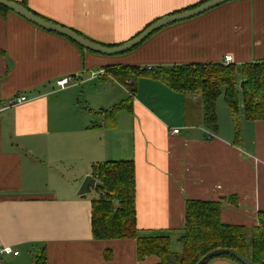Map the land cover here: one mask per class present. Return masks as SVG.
I'll return each instance as SVG.
<instances>
[{
	"label": "crops",
	"instance_id": "crops-1",
	"mask_svg": "<svg viewBox=\"0 0 264 264\" xmlns=\"http://www.w3.org/2000/svg\"><path fill=\"white\" fill-rule=\"evenodd\" d=\"M9 1L116 47L207 0ZM227 56L236 66L264 61V0L221 5L114 57L82 52L12 12L0 15V109L8 107L0 112V246L20 252L5 263L35 264L45 248L47 264H160L157 257L140 261L136 240L93 238L94 199L78 191L92 166L108 161L134 162L139 237H168L174 254L183 251L188 200L219 202L224 224L256 227L264 212V121L246 120L241 109L237 137L219 98V128L212 133L203 125L199 97L149 75L131 93L105 72L223 64ZM67 77L73 84L58 87ZM19 96L27 102L10 107ZM129 98V110L117 113L110 127L105 113Z\"/></svg>",
	"mask_w": 264,
	"mask_h": 264
},
{
	"label": "trees",
	"instance_id": "trees-1",
	"mask_svg": "<svg viewBox=\"0 0 264 264\" xmlns=\"http://www.w3.org/2000/svg\"><path fill=\"white\" fill-rule=\"evenodd\" d=\"M9 12L0 7V15ZM75 45L82 52H88L78 44ZM105 72L131 93L135 90L137 80L149 75L175 92L199 97L203 109V125L212 133H217L219 128L217 102L221 96L234 123L237 137L240 135L241 109L246 120L264 121V61L242 66L222 63L187 64L157 67L151 71L138 66H118L107 67ZM130 100H125L105 113L112 121L110 127L115 125L117 113L129 110ZM92 176L104 186L103 189L95 190L98 197L92 201L91 225L95 240H136L139 260L157 257L160 264H197L206 254L218 249H231L250 259L253 264H264V212L258 214L256 227L227 225L221 221V203L188 200L184 234L180 239L183 251L177 255L171 251L168 237H139L136 170L133 161L95 164L92 166ZM219 258L240 264L230 256ZM35 264H47L45 248L38 251Z\"/></svg>",
	"mask_w": 264,
	"mask_h": 264
},
{
	"label": "water",
	"instance_id": "water-1",
	"mask_svg": "<svg viewBox=\"0 0 264 264\" xmlns=\"http://www.w3.org/2000/svg\"><path fill=\"white\" fill-rule=\"evenodd\" d=\"M235 1L239 0H209L201 4L200 6L194 7L192 9L165 16L153 22L147 29L141 32L134 39L116 47H108L88 40L75 31L62 27L35 15L19 3H15L9 0H0V7H3L4 9L24 18L25 20L29 21L30 23L36 25L37 27L45 31L58 34L62 37L71 40L72 42L78 44L88 52L102 56L114 57L124 55L132 51L134 48L141 45L155 33L161 31L164 28L199 17L211 10H214L215 8L221 5ZM103 188L104 186L101 185L92 175H88L87 177H85L78 191V196L85 197L89 195L93 190ZM225 255L234 258L240 264H253L250 259L244 257L239 252L231 249H218L212 251L206 254L203 258H201L197 264H209L212 260Z\"/></svg>",
	"mask_w": 264,
	"mask_h": 264
},
{
	"label": "built area",
	"instance_id": "built-area-1",
	"mask_svg": "<svg viewBox=\"0 0 264 264\" xmlns=\"http://www.w3.org/2000/svg\"><path fill=\"white\" fill-rule=\"evenodd\" d=\"M232 61H233L232 57L227 56V57H225L223 64L230 65V64H232ZM144 69H146L147 71H151L153 68L147 67ZM71 84H73V77L72 78L67 77V78H63V79H60L59 81H57V85L61 89H66ZM25 102H27V98L25 96H19L10 102V107H16V106H19ZM6 109H8V107L2 108V110L0 109V112L5 111ZM172 132L174 134H178L179 130L178 129L173 130ZM19 255H20V252L15 251L12 247L0 246V264H6L4 259H3L4 257H18Z\"/></svg>",
	"mask_w": 264,
	"mask_h": 264
},
{
	"label": "rangeland",
	"instance_id": "rangeland-1",
	"mask_svg": "<svg viewBox=\"0 0 264 264\" xmlns=\"http://www.w3.org/2000/svg\"><path fill=\"white\" fill-rule=\"evenodd\" d=\"M109 87H110V86H109ZM113 87H114V88H117L116 86H113ZM125 97H126V96H125ZM219 103H220V104L222 103V105H223L224 107H226V106H225V101H224L223 96L220 97ZM85 104H86V100L83 101V105H84V106H85ZM88 196L90 197V199H95V198H97L98 195H97L96 192H93V193L89 194ZM174 247H176V243H174Z\"/></svg>",
	"mask_w": 264,
	"mask_h": 264
}]
</instances>
